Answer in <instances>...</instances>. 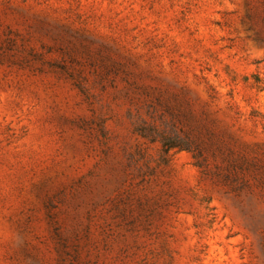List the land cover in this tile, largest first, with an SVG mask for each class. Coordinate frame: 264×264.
<instances>
[{
    "label": "rangeland",
    "instance_id": "obj_1",
    "mask_svg": "<svg viewBox=\"0 0 264 264\" xmlns=\"http://www.w3.org/2000/svg\"><path fill=\"white\" fill-rule=\"evenodd\" d=\"M0 264H264V0H0Z\"/></svg>",
    "mask_w": 264,
    "mask_h": 264
}]
</instances>
